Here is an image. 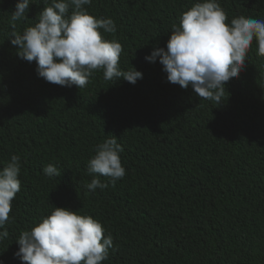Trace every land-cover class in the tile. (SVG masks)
I'll use <instances>...</instances> for the list:
<instances>
[{
  "label": "trees",
  "instance_id": "trees-1",
  "mask_svg": "<svg viewBox=\"0 0 264 264\" xmlns=\"http://www.w3.org/2000/svg\"><path fill=\"white\" fill-rule=\"evenodd\" d=\"M0 264H264V0H0Z\"/></svg>",
  "mask_w": 264,
  "mask_h": 264
}]
</instances>
